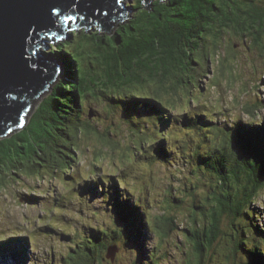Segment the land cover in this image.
<instances>
[{
	"label": "rangeland",
	"instance_id": "1",
	"mask_svg": "<svg viewBox=\"0 0 264 264\" xmlns=\"http://www.w3.org/2000/svg\"><path fill=\"white\" fill-rule=\"evenodd\" d=\"M220 1H207L204 13L196 16L200 21L198 24H202L198 26L202 32L191 40L198 45L204 42L203 47H198L202 50L196 54L201 63L191 66L190 73L185 74L183 80L180 76L160 78L156 76L158 74L148 78L150 72L139 69L141 79H148L134 82L129 90L138 96L152 98L150 103L155 106L153 113L139 114L143 106H138L137 111L123 110L124 114H128L124 120L120 106H108L99 93L91 92L82 110L83 118L71 123L72 135L65 141L75 147L72 159H67L68 163L64 161L67 149L63 148L59 140L61 136L53 129V132L50 130L53 137L49 139L52 157L46 167L34 168L38 164H32L31 160V163L21 164L20 167L17 164V169L11 166L1 172L0 237L4 240L22 239L23 246H18L20 253L6 249L0 255V264H62L64 256L73 247L76 249L75 243L82 239L89 226L106 229L111 234L117 230L125 232L123 222H127V213L123 214L115 208L124 206V200L130 201L137 210L132 219L138 223L141 241H150L138 248L133 245L130 250L120 247L115 252L114 262L107 259L104 264H133L134 259L145 252L147 260L144 259V262L147 264L149 261L155 264H184L186 258L194 256L192 242L182 239L187 236L185 230L191 222V182L194 179L188 167L176 157L165 154L169 162L162 161L157 158L159 150L149 144L160 139L165 148L172 147L178 152L183 148V151L189 152L203 133L198 128H210L217 140L224 142L225 138L218 133L220 128L234 127L237 123L250 120L257 123L264 121V39L258 44L252 38L259 27L264 28L260 25L264 18V0H223L224 12L228 13L232 26H242L239 20L244 19L253 27L250 33L229 28L231 32L227 30L222 36L214 37L218 33L214 30L220 27L218 20H223L224 14L213 11L212 7ZM219 9L223 11V8ZM203 14L205 17H202ZM132 19L127 13L122 20L111 18L110 23H129ZM84 27L79 29L80 33H84ZM91 27V30L86 27L88 33H110L108 30H96V25ZM80 33H75L72 38ZM203 33L206 35L203 36ZM42 97L36 102V107ZM156 103L164 106L166 116ZM36 107H33L32 113ZM92 108L99 110L101 115H94ZM200 113L207 115L210 124L200 117L189 129L188 124L193 123ZM143 117H148L150 132L141 129L144 128L143 122L137 129V125L130 121ZM55 125L59 126L57 122ZM91 125L95 127L91 128ZM177 138L184 139V146L176 148ZM212 141L215 138L205 147L213 148ZM58 143L60 146L56 147ZM192 153H197V150L193 149ZM99 180L101 185L88 183ZM259 189L254 210L261 219L255 223L260 225L264 220V187ZM202 192V189H196V194ZM144 210L152 216L150 225L144 221ZM220 211L221 232L210 258H202L204 261L201 264H218L224 256L234 257L232 251L240 240V228L233 226L227 209ZM107 222H114V226ZM46 226L50 229L45 232L42 229ZM186 247L192 250L189 255L183 254ZM111 250L114 252L113 247ZM154 251L158 258L154 257Z\"/></svg>",
	"mask_w": 264,
	"mask_h": 264
},
{
	"label": "trees",
	"instance_id": "2",
	"mask_svg": "<svg viewBox=\"0 0 264 264\" xmlns=\"http://www.w3.org/2000/svg\"><path fill=\"white\" fill-rule=\"evenodd\" d=\"M207 1L218 0H151V7L141 5L140 11L133 15L134 18L129 20V23L117 21L110 30L108 27L100 25L99 22H95L89 26H83L82 32L84 33H80L79 29L82 26L78 24L79 20L72 21L70 25L67 24L63 34L65 39L62 42L53 43L52 46H60L67 50L66 54L71 53L75 63L83 65V72L77 76L71 86L66 85L58 77V79L54 78L55 83L48 87L47 94H44L46 92L43 91L28 99L29 108H27L31 111L26 126L16 129L14 133L8 135L0 134V175L6 168L12 166V169H17L15 167L17 164L20 167L21 164L31 163V160L32 164H38V167L34 168L46 167L52 157V145L49 139L53 137L50 133V130L53 132V129L61 136L59 140L63 148L67 149L64 161L68 163L67 159H72L71 154H74L75 147L65 141L72 135L70 129L73 124L71 123L83 118L82 110L84 105H87V98L91 92L99 93L104 101L108 102V106H120L125 120L128 114H124L123 110H129L120 101L142 97L129 90L134 82L141 83L155 74H158L156 76L160 78L180 76V79L183 80L185 74L190 73L191 66L201 63V60H197L196 54L202 50L198 47H203L204 42L198 45L191 39L202 32L198 27L202 24H198L200 21L197 20L198 18L196 19V16L204 13ZM225 1L227 2V0ZM213 4L214 2L211 6ZM224 6L225 2L222 0L212 7L213 11L217 10L219 14H224L223 20H218L220 27L214 30L218 32L213 34L214 37L222 36V33L227 30V32H231L229 28H232L233 31L241 30L243 33L244 31L250 33L253 26L245 23L244 19L239 20V23L243 24L239 27L229 23V15L224 12ZM219 8H223V11ZM202 17L205 15L203 14ZM262 20L263 23L260 25L264 27V18ZM93 25H96V30L105 29L110 33L107 35L96 34V31L88 33L87 28L91 30ZM70 28L76 31H70ZM75 33L80 34L72 38ZM255 34L252 35V38L256 43L263 41L264 28L259 27ZM109 36L115 42V47L108 40ZM88 43H90V47ZM139 69L149 71L148 78L141 79ZM192 82L188 81L189 84ZM41 97L42 99L39 100L36 107V101ZM139 99L152 100L147 96ZM156 105L162 113L166 112L164 106L159 103ZM33 107L36 109L32 113ZM91 112L94 115L97 113L101 115L100 111L94 108L91 109ZM154 116L156 115L154 114ZM196 117L198 119L203 117L205 123L210 124L211 122L205 113L197 114ZM135 120L137 121H130L137 125V129L143 122L145 127L141 129L149 131L148 117ZM55 122L59 126H56ZM193 124L194 122L189 123L188 128L191 129ZM92 127L95 126L91 125ZM77 128L80 130L81 126ZM232 128L225 126L220 128L218 133L222 134L221 136L226 140V138H231ZM198 129L203 132V136L201 135L202 138L200 139V136L193 143L194 148H189V152L181 150L178 152L172 147L165 148L159 142L160 139L149 144L159 150L157 158L162 161H168L165 154L176 157L180 163L188 167L190 175L194 179L191 182L193 188L191 222H188V228L185 230L187 236L182 237L183 240L188 239L192 242L194 256L190 255L189 258H186L184 264H201L204 258H210L211 252L215 248L216 239L221 232L220 209H227L233 226L237 225L240 228L238 231L240 240L234 245L232 251L234 257L229 259L224 256V259H221L218 264H264V248L262 246L264 222L261 223L262 227L255 223L261 219L254 210L258 196L257 191L260 190V187H264V163L243 156L235 149L223 152L219 147H216L222 140H217L213 130L210 128ZM211 133L214 135L212 136ZM189 135L191 134L189 133ZM213 138H215V141H212L213 148H206L205 145ZM176 140L179 141L176 148L184 146V139L177 138ZM55 146L59 147L60 145L58 143ZM193 149H196L197 153L193 154ZM203 149L207 150L206 155L201 154ZM37 160L43 163H39ZM261 165L262 167H260ZM88 183L101 185V180ZM196 189H202L203 192L196 194ZM128 195L131 196L133 193ZM173 198L176 199L175 196ZM212 200L215 202L213 203ZM115 208L123 214L126 212L123 205L115 206ZM112 211L115 210L112 209ZM148 212L144 210L142 215L150 225L152 216H149ZM168 220L172 222L173 218ZM136 224L138 225V223ZM45 228L42 229L45 232L50 229L47 226ZM84 233L82 239L75 243L76 249L73 247L72 251L64 256L62 264H104L107 260L105 256L108 248L112 244H117L125 250H130L133 245L137 248L140 246L138 241L141 234L134 242L130 243L128 236L122 230L111 234L106 229L89 226ZM231 235L235 242L233 234ZM18 249L16 250L20 253ZM192 250L189 251L186 247L183 254L189 255ZM23 252L21 251V253ZM239 252L241 253L240 257H238ZM153 254L155 258H158L156 251ZM146 256V252L140 253L138 258L134 259L133 264H147L144 262V259L147 260ZM148 264L155 263L149 261Z\"/></svg>",
	"mask_w": 264,
	"mask_h": 264
},
{
	"label": "snow or ice",
	"instance_id": "3",
	"mask_svg": "<svg viewBox=\"0 0 264 264\" xmlns=\"http://www.w3.org/2000/svg\"><path fill=\"white\" fill-rule=\"evenodd\" d=\"M94 3V0H89ZM141 5L151 7L149 0H104L102 4H96L90 7L85 15H80L82 11L77 0H47L43 8V22H34L25 28L26 35L24 36L23 52L21 53V71L33 77H40L49 82L48 87L55 83L54 78H59L66 85L71 86L77 76L83 72V65H77L71 53H67L60 46L53 47L56 41H63L65 38L59 35L52 28L59 24H71L72 21H84L88 16H93L95 19L104 17L106 20H111V15L117 18L123 16L126 11L128 18L132 19L133 14L140 11ZM107 8V11H105ZM70 31H76L69 29ZM108 40L112 42V46L116 44L112 37ZM78 58V57H77ZM48 91L44 83L40 85ZM129 111H137L138 106H143L139 114H150L155 110V106L147 99H128L120 101ZM31 109L21 106L16 112L15 119L12 120V125L0 118V133L8 135L14 133L16 129H22L26 126ZM181 111H183L181 109ZM264 115V113H262ZM11 119V118H10ZM231 138H226L224 142H220L216 147H219L223 152H228L230 149H235L237 153L243 156L251 157L254 160H259L264 163V121L257 124L256 121H248L246 123H237L231 129ZM183 151V148H181ZM125 211L127 213V222L124 223L125 235L128 236L129 242H134L139 236V226L135 223L132 217L135 216L136 209L132 207L130 201H124ZM18 243L17 241L4 240L0 237V253L3 252L6 245Z\"/></svg>",
	"mask_w": 264,
	"mask_h": 264
},
{
	"label": "water",
	"instance_id": "4",
	"mask_svg": "<svg viewBox=\"0 0 264 264\" xmlns=\"http://www.w3.org/2000/svg\"><path fill=\"white\" fill-rule=\"evenodd\" d=\"M82 11L80 15H85L90 7L96 4L104 3V0H77ZM47 0H0V118L12 125L16 112L21 106L29 108L28 99L39 95L45 91L40 85L44 83L48 87L49 82L40 77H33L21 71V53L23 52L25 28L34 22H43V8ZM107 11V8H105ZM127 12L123 16L117 18L111 15V18L122 20L126 17ZM97 19L88 16L86 20L78 23L81 26L94 23ZM100 25L111 28L110 20L104 17L98 19ZM66 24H57L52 30L57 31L59 35L64 34ZM105 30V29H103ZM37 102V101H36ZM33 109V108H32ZM11 118V119H10ZM2 134V133H0ZM107 257L113 261L115 252L118 247L112 246ZM111 248V247H110Z\"/></svg>",
	"mask_w": 264,
	"mask_h": 264
},
{
	"label": "bare ground",
	"instance_id": "5",
	"mask_svg": "<svg viewBox=\"0 0 264 264\" xmlns=\"http://www.w3.org/2000/svg\"><path fill=\"white\" fill-rule=\"evenodd\" d=\"M114 19V18H113ZM111 21V20H110ZM143 124V123H142ZM143 127H145V125L143 124ZM150 132V131H149ZM201 154L202 155H206L207 154V150L206 149H203L202 151H201ZM134 204V203H133ZM74 212V211H73ZM144 221L146 222V219H144ZM108 223V222H107ZM110 226H113L114 225V222H112V224L111 223H108ZM141 238H142V234H141ZM141 238L139 239V241H138V245H141V244H143V243H145V242H149L150 240H144V241H141ZM12 241H17L18 242V244H12V245H6L5 246V248H4V250H3V252L2 253H4V251L6 250V249H10V250H8V251H10V252H13L14 250H16V249H18V246H20V248L23 246V244L21 243L22 242V239H19V238H12L11 239ZM2 253H0V255L2 254Z\"/></svg>",
	"mask_w": 264,
	"mask_h": 264
},
{
	"label": "clouds",
	"instance_id": "6",
	"mask_svg": "<svg viewBox=\"0 0 264 264\" xmlns=\"http://www.w3.org/2000/svg\"><path fill=\"white\" fill-rule=\"evenodd\" d=\"M75 21H76V20H75ZM75 21H74V22H75ZM95 22H99V21L96 20ZM95 22H94V23H95ZM91 24H93V23H91ZM91 24H86V25H83V26H89V25H91ZM66 26H67V24H66ZM83 26H82V27H83ZM57 42H58V41H56V42H54V43H57ZM50 43L53 44L52 41H50ZM139 98H144V97H139ZM163 115L166 116L165 113H164V111H163ZM195 120H200V119L196 118V119H194L193 122H195ZM112 246H116V247H118V250H119V248H120L117 244H112L110 247H112ZM110 247L108 248V251H107V254H106L105 257H106V259H110V261H111V258L107 257V255L110 254V252H111V251H110ZM229 259H230V257H229ZM114 260H115V257L113 258V261H111V262H114Z\"/></svg>",
	"mask_w": 264,
	"mask_h": 264
},
{
	"label": "flooded vegetation",
	"instance_id": "7",
	"mask_svg": "<svg viewBox=\"0 0 264 264\" xmlns=\"http://www.w3.org/2000/svg\"><path fill=\"white\" fill-rule=\"evenodd\" d=\"M260 17H261V15H260Z\"/></svg>",
	"mask_w": 264,
	"mask_h": 264
}]
</instances>
